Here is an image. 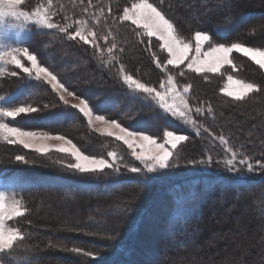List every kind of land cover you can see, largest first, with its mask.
I'll list each match as a JSON object with an SVG mask.
<instances>
[{"label": "trees", "instance_id": "16d2710c", "mask_svg": "<svg viewBox=\"0 0 264 264\" xmlns=\"http://www.w3.org/2000/svg\"><path fill=\"white\" fill-rule=\"evenodd\" d=\"M70 1L51 0L53 11L58 10V14L53 16L54 22L63 23L65 17H68L71 22V20L80 17L75 12L72 16ZM111 1L108 0L106 8H103L104 12L108 13L107 17L101 13L96 15L93 8H90L87 9L85 17L83 16L81 19L95 24L97 30L102 33L108 31L111 17L118 15L119 12H122V7L127 6L124 0H116L115 4H112L114 1ZM41 2L42 0H38L37 3ZM170 2L172 7L169 9V14L178 20L189 23L190 32L193 35L196 30H206L216 42L242 43L256 47L253 45V38L250 41L247 38L250 37V33L254 34L253 32L256 31L253 29L255 27L253 23L264 17V0H170ZM257 6L260 9H254ZM109 9H111L110 13ZM184 15L189 16V19L184 18ZM55 17L57 21H55ZM105 19L108 20V23H105ZM128 23L130 22H122L115 26L118 27V32L109 36V39H116L118 45L124 49L119 57V62L135 72L142 80L152 83L153 86H158L159 80L163 78V73L160 69H156L146 50V45L140 43L139 38L133 33L132 28L135 26H124ZM28 43L44 64L48 65L46 62H49L50 67L60 74L70 90L89 98L95 113L109 114L129 129L145 131L150 135L159 136L165 130H173L189 136L190 139L183 144L184 148L188 150L186 153L184 152V158L181 161L206 158L209 154L212 155L214 161H222L226 158V152L222 149L225 146L219 144L218 140L214 141L209 132L217 136L225 135L229 144H233L234 150L237 147L236 151L243 152L250 157L249 162L254 165V170L251 173L239 171L233 174L223 167L222 163L211 165L215 171L211 170L212 168L194 170V167L189 166L191 168L185 170L189 172L174 177V181L161 188L162 191L156 197L153 206L166 197H168V201L164 204L166 215L164 229L161 232L162 245L157 264H165L167 260L181 256L188 261L187 263H190L192 257L199 255L197 247L202 243L201 237L206 235L207 225L213 223V219L216 220H214L215 222H220L219 218H222L227 209L231 208L233 211L232 207L236 206L234 211H238L242 208L240 203L252 208L254 215H251V218H254L253 216L256 214V217H259L256 220H264V170H260L255 164L256 160H264V93H250L246 101L230 103L232 98L226 97L220 91L225 83L226 75L229 73L247 82L264 85V69H261L248 57L234 52L232 54L234 67L225 66L228 72L224 77H221L220 74H208L209 78L205 80L201 75L188 73L185 77L180 78L181 84L191 83L193 85L190 89L193 103L199 102L204 107L211 105L213 108V115L199 117L198 123L203 127L198 135L192 127L188 129L177 118L165 115L149 98L123 87L113 77L115 68L112 73L107 70V65L101 70L97 66V62L88 55L91 52L90 47L86 46L88 47V54H86L76 42L64 38L63 33L46 29L34 30ZM101 43L104 41L102 40ZM257 48L264 49V46L258 45ZM45 49L52 53L51 58L47 56ZM153 51H158V49H153ZM63 66L64 69H61ZM17 84L14 83L13 88L16 86L17 89L13 92L16 91L17 100L21 103L44 101L49 104L54 100L55 94L50 92L49 87L34 78L24 77ZM78 120H82V115L78 113V110L60 102H57L55 107L47 108L39 114L24 115L15 120L9 119L13 125L24 129L65 135L72 132L75 124L79 125ZM205 128L208 129V132L204 131ZM93 139L87 142L84 147L87 153L102 154V151L108 152L113 149L119 154L123 149V144L113 138L94 135ZM101 146L102 150H98ZM63 156L65 154L52 152L50 156H47L48 160H40L31 163V165L24 164L8 168V170L28 179L31 186L25 191L37 198L47 199L46 204L50 205L53 211L62 213L67 208L68 213L71 214L67 223H69L68 227L72 232V220L75 222V226L84 222L85 218L81 217V211L84 207L88 209L87 220H90L89 224L92 225V228L89 226V231H83L87 227L84 224L82 231L86 235L78 236L73 241H79L78 239L87 241L90 239L88 235L92 236L93 240L91 241L97 247L113 248L115 246L120 250L121 259L116 264H134L129 259L132 258L134 251L131 245L134 246L136 240V233L133 231L131 234L136 220L135 212L122 222L123 226L118 227L119 231L116 236L111 234L112 232L100 233L99 230L107 227L112 219L118 221L121 215L120 211L112 214L106 213L105 210L123 206L129 198L122 199L121 194H127L132 188L140 187L134 183L139 178L136 174L128 172L116 175L111 170H105V173L99 176L70 172L60 164L54 163V161L62 159ZM43 157L45 158V156ZM155 182L154 178L141 190L149 191L150 186L152 187ZM149 192L151 195V191ZM180 192L185 194L184 196H189L192 192L199 195L206 194L203 197L199 196L201 203L195 214L176 220L172 218L171 214L179 202ZM55 199H62L63 203L57 205ZM74 207L78 208V213ZM93 208L97 209L92 211ZM239 214L234 212V216ZM232 219H227V224L223 222L226 224L224 226L230 227L231 224L238 222L237 216ZM259 224L264 227L262 222ZM229 227L227 228L229 229ZM262 227L259 230V237L261 236L263 239L264 228ZM73 228L75 229V227ZM236 228L238 227L236 226ZM104 233L111 235L113 239H104L105 242L95 241L100 234ZM59 244L60 242L56 241L57 247L60 246ZM59 248H63V246ZM255 257L264 258V247L253 251L247 261L254 263Z\"/></svg>", "mask_w": 264, "mask_h": 264}, {"label": "snow or ice", "instance_id": "6c2138e0", "mask_svg": "<svg viewBox=\"0 0 264 264\" xmlns=\"http://www.w3.org/2000/svg\"><path fill=\"white\" fill-rule=\"evenodd\" d=\"M124 3L127 6L122 7V12L118 15L111 17L108 31L102 33L97 30L95 24L85 19L69 22V18L65 17L63 23L54 22L52 17L58 14V10L53 11L51 0H42L41 3H37L34 7L30 5L27 9L24 6V0H0V28L3 29V32H0V76L6 72L13 77L23 73L27 78H34L50 86L51 92L55 94L54 100L44 104L43 108H48L50 104L55 107L57 102H62L63 105L78 110V113L86 118L89 126H92L94 121L98 122L101 127L96 131L126 145L131 157L138 162V165L126 162L123 157H118L115 151L107 153L110 159L86 154L64 135L25 130L10 126L6 122L9 119L15 120L21 114L37 113L42 110L31 104L0 106V139L9 144H19L24 149L43 156L53 151L65 154V158L56 160L54 163L81 175L99 176L104 174L105 170H111L112 173L120 175L123 168L128 173L136 174L139 179L134 183L142 188L164 171L181 166L182 157L177 149L190 137L173 130H166L162 138L158 139L145 131L130 130L116 119H106L104 115H96L89 98L70 90L60 74L54 68L42 64L37 53L30 50L28 40L21 39L19 34L29 31L32 26H38L40 29L63 33L64 38L75 41L86 54H88L86 46H90L91 52L88 55L97 62L101 70L107 65V70L112 73L115 68L113 77L123 87L149 98L165 115L183 120L186 125H191L198 135L203 127L198 123L199 117L213 115V108L211 105L204 107L199 102L193 103V95L190 92L193 85L181 84L180 78L188 73L201 75L205 80L209 78L208 74H220L224 77L228 72L225 66L234 67L232 59L234 52L248 57L264 69V49L248 47L242 43H219L206 30H196L191 38H186L183 34L182 22L169 14V9L172 7L170 0H152V2L124 0ZM84 11L87 12V7ZM100 12L108 16L103 8ZM110 12L111 9H109ZM122 22H130L125 24V27L135 26L132 28L133 33L139 38L140 43L146 45L152 63L163 73L158 86L142 80L135 72L119 62L124 49L118 45L116 39H109V36L118 32V27L115 26ZM105 23H108L107 19ZM13 29L17 31L15 39L8 34ZM102 40L104 43H101ZM9 68L14 70L9 72ZM220 91L226 97L232 98L230 103H236L246 101L250 93H264V85L238 79L229 73ZM69 98L77 102L70 104ZM3 100L5 97L0 96V101ZM204 131L208 132V129L205 128ZM209 135L214 141L218 140L225 146L226 158L222 161H214L209 154L206 158L185 160L186 166L209 167L213 163H222L233 174L240 171L238 166H247L250 173L254 170V165L249 162L250 157L234 150L225 135L217 136L211 132ZM15 161L30 163L25 155H16ZM255 164L260 170H264V160H256ZM3 182L5 186L0 188V257L14 251L28 235L22 227L11 223L19 217H24L27 212L23 200L18 198V190L22 182L8 177H5ZM141 194L137 193L120 207L121 215L118 225L133 213L135 203ZM115 231L118 232L119 228L117 227ZM111 239L113 237L110 236L109 240ZM67 250L77 254L83 253L89 257L94 255L79 247ZM261 264H264V261Z\"/></svg>", "mask_w": 264, "mask_h": 264}, {"label": "rangeland", "instance_id": "374dc122", "mask_svg": "<svg viewBox=\"0 0 264 264\" xmlns=\"http://www.w3.org/2000/svg\"><path fill=\"white\" fill-rule=\"evenodd\" d=\"M107 1L108 0H71L70 2L72 3V16H73V12H75L77 13V15H80V17L76 20H80L83 16L85 17L86 12L84 11V9L86 7L88 10L90 8H93V10L95 11L94 13L96 15H100L101 13L100 9L106 8ZM112 1H111L112 4H115L116 0H112ZM37 2L38 0H24V6L26 9L30 5L34 7L37 4ZM55 5H59V4H55ZM254 9H260V8H258L257 6V8ZM183 17L189 19V16L184 15ZM54 19L55 21H57L56 17ZM181 22H182L183 34L185 35L186 38H191L193 34L192 32H190L191 29L190 26L188 25L189 23H187L186 21H181ZM253 24L255 26L253 29H255L256 31L253 32L254 34L250 33L251 35L250 37H248L250 39L247 38V40L250 41L253 38L252 41H253V45L256 46L255 48H257L258 45L264 46V17L259 19L258 21H255V23ZM34 30H44V29H40L38 26H32L30 27L29 31L21 32L19 34L20 38L24 40H29L32 37ZM0 32H3L2 28H0ZM8 34L12 39H15L17 36V31L13 29L9 31ZM245 46L250 47L249 45H245ZM30 50L35 52V50L31 48ZM45 52L47 53V56L51 58L52 53H50L46 49ZM38 58L40 59V56H38ZM63 60L64 57L62 58V61ZM46 63H48V65L50 66L49 62ZM42 64L44 63L42 62ZM44 65L48 66L46 64ZM61 69H64V66ZM12 70L14 69L12 68L8 69L9 72ZM24 77L26 78L25 74L23 73L13 77L8 75L7 72L3 76H0V96L5 97V100L0 101V106H5V105L19 106L20 104H25L17 100L18 94H16V91L13 92L14 90L17 89L16 86L14 87L15 89L13 88L14 83L18 85L17 83H19V81L21 82ZM236 78L241 79L239 77ZM48 87L50 89V86ZM69 100H70V104H75L77 102L72 98H69ZM34 102L32 103L28 102V104H31L34 107L41 108L42 109L41 111L31 114H21L17 118H20L24 115L39 114L45 110V108H43V105L47 104V102L46 103L44 101H41V103L38 102L34 103ZM50 107H52L51 104L48 108ZM95 114L101 115L97 113ZM103 115L106 117V119H114L109 114H103ZM177 119L178 121L184 123L183 120L181 119L179 120V118ZM6 122L9 123L10 126H17V125H13L9 120H6ZM77 123H79V125L76 126L75 124L76 128H74L75 127L74 126L72 128V132L67 135L63 133L60 134L54 132H49V133L53 135H57V134L64 135L68 139H71L73 143H75L86 154L94 155L93 153H87L84 150V147H86L87 145L86 143L91 140H94L93 139L94 135L98 137L100 136L108 137V136L96 131L97 128L101 127V125L98 122L94 121L93 125L89 126L87 124L86 118H83L82 116V120H78ZM122 126L126 127L125 125ZM184 126L187 127L188 129H191V125H186L184 123ZM25 130H31V129H25ZM163 132L161 135L156 137L158 139L162 138ZM176 132L178 134H182L178 131ZM51 143H56V142H51ZM184 143L185 142H182V144L179 145L177 149L180 152L182 160L184 158V152L186 153L188 150L184 148L183 145ZM231 145L233 146V144ZM222 149L225 151V148ZM236 149L238 148L235 147V150ZM98 150H102V146ZM109 151H113V149L108 150V152ZM108 152L102 151V154H95V155L98 157L104 156L106 159H110L107 156ZM50 153L52 152H49L47 156H50ZM16 155H25L26 159L30 161V163H28L29 165H31V163H34L36 161L48 160L47 156H45L44 158L43 155L37 154L31 150H26L19 144H9L3 139H0V188H3L5 186L3 182V179L5 177L20 180L22 182L21 188L18 190V198H21L23 200L27 212L25 213L24 217H19L11 223L15 224V226L22 227L23 231L28 234L27 238L23 242L19 243L14 251L10 253H6L5 255H3V257H0V264H116L117 262H119L121 259L120 250H118L115 246L113 248L97 247V245L91 241L93 240L91 239L92 236H89L88 234H87L88 237H90V239H88L89 241L88 240L81 241L80 239H78L79 241L76 240H74L75 242L73 241V239L77 238L78 236L84 237L86 234L83 231L86 232L89 231L88 229L89 226H90L89 228H92L91 227L92 225L89 224L90 220H87L89 214L88 209L84 207L83 210L81 211L82 212L81 217L84 216L83 219L85 218L84 222H81L80 224L75 226L74 225L75 222H73L72 220V229H73L72 232V230L68 227L69 223H67L69 222L71 215L70 213H68L67 208L65 209L66 211L63 210L64 212L62 211V213L61 212L58 213V211H53L51 209L52 207L46 204L47 199L37 198L25 191L27 188L31 186L30 182H28V179L24 178V176L21 177L20 174H16L8 170V168H14L20 165H24V163L15 161ZM117 155L118 157H123V159L126 162L138 165V162L134 161V158L131 157L130 150H128L127 146L124 144H123V149ZM64 157L65 156H63V158ZM49 162L51 161L49 160ZM183 162L184 161H181L180 167L166 170L159 176L155 177L156 182L152 187L150 186V190H149L151 191V195L148 190L145 191L141 190L142 188L140 187H135L134 189L132 188V190L127 194L126 193L121 194L122 199L129 198L128 201H130L133 198V196H135L137 193H142L139 199L135 203L136 210L133 211L136 214L135 216L136 220L134 221L135 224L131 229V234L133 231L136 233V240L134 246L131 245V247H133L132 250L134 251L132 254V258L129 259V261H131L134 264L158 263L160 248L162 245L161 232H163L162 230L164 229L163 225L165 222L164 220L166 215L165 213L166 206L164 204L166 203V201H168V197H166L164 200L157 202L154 206L153 204L156 197L162 191L161 188H163L164 185L170 183L171 181H174V177L181 176L184 175V173L186 174V172H189L185 170H189V168L191 167L186 166L185 163ZM238 167H240V171L248 172L247 166H238ZM208 168L210 169L212 168L211 170L215 171L212 166L209 167L195 166L193 169L204 170ZM122 174H127V171L124 170L123 168H122ZM205 194L201 193L199 195L196 194L195 192H192L189 196H184L185 194L183 195L182 192H180V196L178 198L179 202L177 203V206L175 207V209L171 214L172 218L178 220L180 219V217L187 218L190 214L191 215L195 214L196 210L199 209L201 203L199 196L203 197ZM55 200L57 205L63 203L62 199H58V200L55 199ZM240 205H241L240 207L242 208L239 209L238 211H234L236 206L232 207V209H234L233 211L231 210V208L227 209L223 213L222 218H219L220 222L219 221L215 222L216 220L213 219V223L207 225L206 235L201 237L202 243L200 246L197 247L199 248V252H198L199 255L192 257L193 259L190 261V263H187L188 261L184 260L183 256H181V257H173V260L171 259L167 260L165 264H261V262L264 261V258L261 257H255L254 263L253 262L249 263L247 260L249 259V256L251 255V253H253V251L257 250L260 247H264V235H262L263 239L261 236L259 237V230L262 227L261 224L259 223L262 222L264 225V220L261 221L256 220L257 218L259 219V217H256V214L255 216H253L254 218H251V215H254L252 212V208L248 207L246 204L240 203ZM74 208L78 213V208L77 207ZM96 209L97 208L95 209L93 208L92 211ZM105 211L106 213L114 214L115 212L120 211V208L119 207L109 208ZM234 212H237V214L240 213L239 215H236L238 222L235 224H231L230 227L229 226L225 227L224 224L225 223L227 224V219L233 220L232 218L236 217L234 216ZM117 222L118 221H116V219H112V221H110V224L107 225V227L99 230L100 233L112 232L111 234L113 235L115 234L114 236H116V233L118 232L115 231V229L119 226H123V223H120L118 225ZM84 224L87 227H85L86 229L82 231ZM236 226L238 228H236ZM73 227H75V229ZM227 227H229L230 230ZM106 233L102 235L100 234L99 238L96 239L95 241L103 242L104 239L108 240L111 235L109 236V234ZM56 241L60 242L59 245L63 246V248H59L60 246L57 247ZM73 247H79L83 249L85 252H92L94 255L92 257H89L83 255V253L77 254L67 250Z\"/></svg>", "mask_w": 264, "mask_h": 264}]
</instances>
